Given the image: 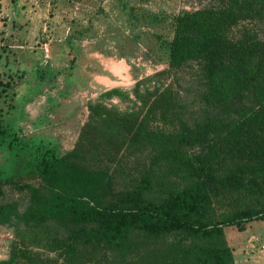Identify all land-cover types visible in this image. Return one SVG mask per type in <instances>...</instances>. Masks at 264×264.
<instances>
[{
  "label": "trees",
  "instance_id": "1",
  "mask_svg": "<svg viewBox=\"0 0 264 264\" xmlns=\"http://www.w3.org/2000/svg\"><path fill=\"white\" fill-rule=\"evenodd\" d=\"M256 15H264V0L180 11L168 66L199 64L203 116L162 133L134 113L112 117L99 96L88 105L94 125L72 149L47 146L10 177L0 171V223L39 236L58 264H234L225 228L264 220V38L229 36L232 24ZM161 97L171 99L167 91ZM141 154V171L126 175L120 191L94 163L104 158L123 170V158ZM28 172L40 187L20 183ZM160 174L169 180L161 183ZM5 186L23 193L4 197ZM215 200L229 207L215 212ZM0 264L44 262L13 246Z\"/></svg>",
  "mask_w": 264,
  "mask_h": 264
},
{
  "label": "rangeland",
  "instance_id": "2",
  "mask_svg": "<svg viewBox=\"0 0 264 264\" xmlns=\"http://www.w3.org/2000/svg\"><path fill=\"white\" fill-rule=\"evenodd\" d=\"M221 3L222 0H0L1 177L19 171L47 146H56L59 153L73 147L91 119L89 103L101 95L99 104L112 110V117L134 113L145 119L150 129L162 133L178 131L181 124H191L202 117L207 107L202 98L205 87L200 66L190 62L178 69L170 68L168 43L174 18L180 11L217 9ZM245 32L263 39L264 15L236 21L229 36L235 39ZM164 91L170 100L161 97ZM68 95L73 97L70 107L75 112L67 118L58 104ZM40 101L49 110L36 119L30 118L26 105ZM95 125L100 127L97 122ZM105 128L109 130V125ZM145 159V154L125 157L123 170L104 158L94 163L108 168L116 177V191H120L126 184V175L141 171ZM168 180L160 174L161 183ZM170 181L179 182L175 177ZM20 183L41 186L29 172ZM164 187L165 184L158 190ZM22 193L10 186L3 188L7 198ZM228 207L229 201L215 200L213 204L215 212ZM225 237L237 260L234 264H264V253L254 248L264 241V220L251 221L242 231L226 227ZM42 242L29 231L0 223V261L8 259L11 247L17 246L39 254L44 264H58L60 257L44 248ZM244 258L248 262L242 261Z\"/></svg>",
  "mask_w": 264,
  "mask_h": 264
},
{
  "label": "crops",
  "instance_id": "3",
  "mask_svg": "<svg viewBox=\"0 0 264 264\" xmlns=\"http://www.w3.org/2000/svg\"><path fill=\"white\" fill-rule=\"evenodd\" d=\"M54 92V91H53ZM68 97L69 98H67V99H61L60 100V103L58 104V106L61 108L60 109V112L64 115V116H66L67 118L68 117H73L72 116V114L75 112V109H71V107H70V104H72L73 103V97L71 98L70 97V95H68ZM42 99H44V98H42ZM76 100V99H75ZM42 101V100H41ZM39 102V103H34V102H32V103H29V104H27L26 105V112H28L29 111V114L28 115H30V118H32V119H36V117H39L40 116V114L41 115H43V113L42 112H44V110H49V106L47 107V106H45V103L44 102ZM35 113V114H34ZM61 133H62V131H61ZM56 147V146H55ZM57 148V147H56ZM70 149H72V147L71 148H69L68 150H70ZM58 150V149H57ZM239 260H240V263H241V259L239 258ZM242 261H244V262H248L247 260H246V258H244V260H242ZM234 262L235 263H237V260L236 259H234ZM243 264V263H242Z\"/></svg>",
  "mask_w": 264,
  "mask_h": 264
},
{
  "label": "built area",
  "instance_id": "4",
  "mask_svg": "<svg viewBox=\"0 0 264 264\" xmlns=\"http://www.w3.org/2000/svg\"><path fill=\"white\" fill-rule=\"evenodd\" d=\"M258 252L264 253V241L257 243L254 247Z\"/></svg>",
  "mask_w": 264,
  "mask_h": 264
}]
</instances>
